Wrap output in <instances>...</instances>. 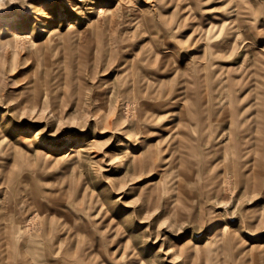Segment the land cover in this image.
Segmentation results:
<instances>
[{
	"label": "rangeland",
	"instance_id": "1",
	"mask_svg": "<svg viewBox=\"0 0 264 264\" xmlns=\"http://www.w3.org/2000/svg\"><path fill=\"white\" fill-rule=\"evenodd\" d=\"M27 262L264 264V0H0V264Z\"/></svg>",
	"mask_w": 264,
	"mask_h": 264
},
{
	"label": "bare ground",
	"instance_id": "2",
	"mask_svg": "<svg viewBox=\"0 0 264 264\" xmlns=\"http://www.w3.org/2000/svg\"><path fill=\"white\" fill-rule=\"evenodd\" d=\"M102 9V8H101ZM103 10V9H102ZM105 11H106V13H108L107 15L109 16L108 17V20L110 21L112 18H113V16H114V11H112V9H109V8H106L105 9ZM98 25L99 24H91V23H88V26H89V30H90V32L91 33H94V31L98 28ZM73 28H75V29H77L76 27H75V25H70L69 27H68V29H73ZM216 29H212V31L213 32H216L215 31ZM83 31H79V34H81ZM104 33H102V35H103ZM101 38H102V36H101ZM102 40V39H101ZM167 55V54H166ZM166 55H164V56H166ZM191 58V57H190ZM167 59V58H166ZM151 71L153 72V70L151 69ZM151 72V73H152ZM153 85V84H152ZM151 86V85H150ZM152 87V86H151ZM157 90V89H156ZM155 90V91H156ZM148 92V91H147ZM146 92V93H147ZM152 92V91H151ZM159 92V91H158ZM145 93V92H144ZM153 94V93H152ZM155 95H156V93H154ZM146 97V96H145ZM152 97V96H151ZM148 98H150V97H148ZM156 98H157V96H156ZM155 100H153V102H154ZM157 101V100H156ZM150 103V102H149ZM150 105V104H149ZM148 105V106H149ZM154 105H156V103H154ZM142 106H144V105H142ZM140 107H141V104H140ZM152 107V106H151ZM162 107H163V105H162ZM147 108V107H146ZM159 108V107H158ZM144 109V108H143ZM148 109V108H147ZM150 109V108H149ZM148 109V110H149ZM139 110V109H138ZM141 111V110H140ZM143 111V110H142ZM146 111V110H145ZM151 111V110H150ZM139 113V112H138ZM145 113V112H144ZM162 113V112H161ZM140 114V113H139ZM168 115V114H167ZM148 116V115H147ZM141 117V116H140ZM142 118V117H141ZM147 118V117H146ZM158 118V117H157ZM154 119V118H153ZM157 121V120H156ZM153 122V121H152ZM75 152H77V153H83V152H87L86 150H85V148H83V146H81V147H79V148H76L75 149ZM237 159V158H236ZM234 161V160H233ZM233 166H235V165H233ZM223 229H225V228H223ZM49 231H50V229H49ZM61 233V232H60ZM58 234V233H57ZM7 236V235H6ZM57 239H58V236H57ZM185 245H186V247L189 249V251H188V253H190L191 252V249H194L195 247L193 246V245H191V241H189V240H187L186 242H185ZM15 249V248H14ZM13 250V249H12ZM43 250V249H42ZM14 251V250H13ZM55 251L56 250H51V253H55ZM15 252V251H14ZM40 252V251H39ZM36 254H37V252H35ZM25 254H23V256H24ZM38 255V254H37ZM53 255V254H52ZM130 255H131V253H130ZM129 255V256H130ZM15 256V255H14ZM36 257V256H35ZM2 258V257H1ZM39 258V257H38ZM49 260V259H48ZM25 259H23V260H21V263H25ZM27 263H29V262H27ZM26 263V264H27ZM45 263H47V262H45ZM30 264V263H29ZM48 264V263H47ZM53 264V263H52Z\"/></svg>",
	"mask_w": 264,
	"mask_h": 264
}]
</instances>
